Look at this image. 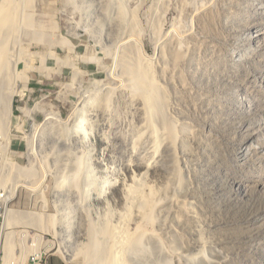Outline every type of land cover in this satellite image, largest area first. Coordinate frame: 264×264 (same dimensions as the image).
<instances>
[{"label": "rangeland", "instance_id": "374dc122", "mask_svg": "<svg viewBox=\"0 0 264 264\" xmlns=\"http://www.w3.org/2000/svg\"><path fill=\"white\" fill-rule=\"evenodd\" d=\"M27 1L32 24L3 59L16 94L0 129V193H14L0 264L4 245L11 264H87L91 227L119 234L127 211L144 237L127 264H264V0ZM123 56L151 61L165 91L178 141L154 122L157 154ZM134 182L156 204L149 223L127 210Z\"/></svg>", "mask_w": 264, "mask_h": 264}, {"label": "bare ground", "instance_id": "6f19581e", "mask_svg": "<svg viewBox=\"0 0 264 264\" xmlns=\"http://www.w3.org/2000/svg\"><path fill=\"white\" fill-rule=\"evenodd\" d=\"M23 1L25 3L27 2V4L29 5V1ZM22 7L23 6H21V2H18V0H2V3L0 4V77L3 76L2 81L4 84H9L8 90H0V108H3L4 114L7 115V118L3 117L2 121L0 122L1 130L9 128V124L11 125V120L14 113L12 103L13 97L16 94L15 85H11L4 73V70L6 68L3 60L4 55L7 54L9 43H11L14 40V37H16V35L20 32V20L23 18L26 21V25L32 24V16L24 15ZM125 17V12L121 11L120 18L124 20ZM262 36H264V30L262 29L256 30L253 34V38L256 40H259V38ZM124 47H126V45ZM121 48H123V46ZM134 48H138L137 45ZM162 50L164 49L162 48L160 50L161 56L165 54H163ZM178 55H175V57L177 56V58H179ZM122 58L123 60H121V67L123 70V74L125 76H129L130 84L128 86L132 92L133 98L137 94V96H135L137 98V101L135 102L137 104L136 108L138 115L142 119L141 121L145 123L146 130H149V134L147 135V137H145V140H148L150 143L152 142L154 144L153 151L157 154V151L161 149L164 143L162 141V137H160V134L162 132L160 133L158 131L159 128H156L154 122H157V124H159L162 128V134L163 136H166V142L168 144L174 145L176 141H178L175 128L173 129V125L170 124L168 121V102L165 91L156 80L151 61L149 62L145 59H142V61H137L136 64L132 65L133 67H131V65L128 64L129 62L127 61V59H124L126 57L123 56ZM162 74L165 77V73L162 72ZM165 78L168 79L167 77ZM123 87H126V85ZM138 89L140 90L138 91ZM103 96L104 97L101 98V104L102 106L109 108L111 104L110 91H108L107 94ZM85 127L86 118H84L83 116L80 122L78 123L76 133L77 136L79 134H82L84 136V140H87L88 135L86 130L84 129ZM249 153V150L245 151V155H248ZM75 175L76 176L72 181L73 189L79 192V172H76ZM135 183V186L129 188V200L132 201H129L130 203L128 205L127 210H130L129 206H131L132 204L134 206V211H137L138 215L142 217V221L145 223H149L152 221V215L156 204L151 200L150 196L145 193L144 188L137 182H134V184ZM109 189L111 188L107 186L101 191V196H103L102 198L108 195ZM13 196L14 193L12 192L4 191L3 193H0V215L7 216L6 218L8 220L7 224L5 222L2 230H0V241L2 243L6 237L5 232L7 230V227L9 226V217H14V213H12L9 208V203L10 201H12ZM124 218V223L120 225L121 227L118 226L119 228H117L120 231L119 234L117 233L116 228H112L109 223L101 231L96 229L94 226L91 227L90 243L89 245H87L86 248L83 249V251H81L85 261L88 262L87 264H127L126 257L129 256L130 251H137V249L139 250L142 247L144 240L143 236H140L136 239L128 235L129 229L127 224L129 223L128 219L131 218L130 211H127ZM118 247L119 250H117ZM4 254L5 257L3 258V264H11L9 260L11 259L9 258V247L7 245H4ZM65 257L67 260L72 261L76 256H74L73 254L66 253Z\"/></svg>", "mask_w": 264, "mask_h": 264}]
</instances>
